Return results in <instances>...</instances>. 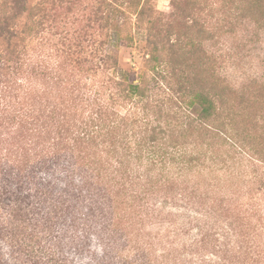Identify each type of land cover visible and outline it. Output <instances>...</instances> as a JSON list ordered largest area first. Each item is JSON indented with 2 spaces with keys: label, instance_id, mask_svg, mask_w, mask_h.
<instances>
[{
  "label": "rangeland",
  "instance_id": "1",
  "mask_svg": "<svg viewBox=\"0 0 264 264\" xmlns=\"http://www.w3.org/2000/svg\"><path fill=\"white\" fill-rule=\"evenodd\" d=\"M60 4L23 37L39 68L0 70V264H264V0ZM106 30L114 63L66 54L63 36L91 43ZM178 34L196 47L161 43ZM162 65L194 84L180 96L192 114L207 89L212 134L165 123L144 80ZM160 120L173 134L151 152L139 144Z\"/></svg>",
  "mask_w": 264,
  "mask_h": 264
},
{
  "label": "trees",
  "instance_id": "2",
  "mask_svg": "<svg viewBox=\"0 0 264 264\" xmlns=\"http://www.w3.org/2000/svg\"><path fill=\"white\" fill-rule=\"evenodd\" d=\"M64 0H10L7 4L8 12L7 14H3L0 17V39L3 42V50L0 51V70L8 71L7 74H10L11 72L14 74L19 72H25L27 69L30 68L32 70L31 74H33V68L37 69L39 67L33 66V64L30 63V57L31 55L28 53L26 46L23 44V42L26 40H23V37L27 36L28 38L32 35H37L40 31H42V27L52 19L53 15L50 14V10L48 7L50 5H54V2H58V5L60 6ZM34 2V3H33ZM68 2V1H66ZM57 5V6H58ZM110 6V5H109ZM54 8V7H52ZM50 8L51 10H53ZM25 14V17L22 21L20 19L22 18V15ZM93 19L97 23L100 20L104 19V27L105 29L108 28L110 24H107L109 19L108 15H100L98 14V9L93 12ZM21 25V28H20ZM108 30H106L105 36L103 40H94L91 43L86 40V38L80 34H78L76 37H70L67 38L63 36V39L65 41H68L67 46V55H80L81 57H90L92 60L97 59L98 65L102 63V65H107L109 61L112 63L115 62L114 57L108 55L106 52H102L104 50L103 46L105 44H110L111 42L115 40H110V37H114V35H109ZM121 31V30H120ZM123 32H116V35H121ZM34 36V37H35ZM168 36V34H167ZM165 37L163 40H161V43L166 45L167 47L171 49H175L177 47H181L183 49L192 50L196 47V44L193 40H187L184 39V37L181 34ZM27 38V39H28ZM32 40L31 38L29 39ZM90 40V39H89ZM107 41L109 43H107ZM88 43H90L88 45ZM69 53V54H68ZM79 62V61H76ZM114 67V66H113ZM168 66L162 65V67H157L155 70H153L151 76H144V80L148 81L151 85V89L158 90L164 97L161 101V106H165L163 108V111L165 114V123H167V120L174 121L182 128L181 130H177V135L186 134L187 131L192 132H208L212 134L213 132L210 131L211 127H208L206 124V118L210 115V106H211V100L209 97V93L207 92V89L202 87L200 90H198V96H197V106L199 108V113L197 115H194L190 112L188 107H190V104L183 102L180 98L181 94L185 91L186 88L192 87L196 89L193 86H191L188 82L184 86H182L179 82H173L171 78L172 70L167 68ZM173 69V68H172ZM112 85L116 87H122L126 86L128 83L120 82L110 79L109 80ZM141 83V82H140ZM132 88L133 92L136 90V86L127 85V88ZM127 91V89H126ZM195 100V101H196ZM157 100H152L151 105L156 102ZM189 103V102H188ZM149 104V103H147ZM160 110V109H159ZM158 110V112H159ZM114 114V113H113ZM146 119V118H145ZM159 121V120H158ZM160 122H155V125H152L149 127V129H144L145 132H148L150 135V139L147 142H143L142 144H139L140 146H145V149L148 151L154 152V149L156 148L152 144L154 140H152L154 137H160L164 136L167 132H171V130L167 128H162ZM153 122H145V125L152 124ZM168 126V124H166ZM165 127V126H164ZM99 128H94V126H89L85 128L83 133V138H95L97 135ZM196 130V131H195ZM173 134V131L170 133ZM162 138V137H161ZM173 152V150L171 151ZM176 153V152H175ZM173 156H175L173 154ZM236 244L234 241L232 242ZM238 247V248H237ZM236 249L239 250V245L231 247V256L232 259H234V254ZM233 264V261H231Z\"/></svg>",
  "mask_w": 264,
  "mask_h": 264
}]
</instances>
